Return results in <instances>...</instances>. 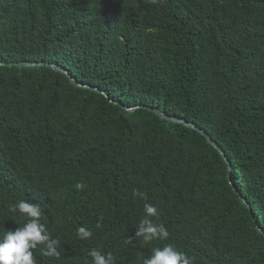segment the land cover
Wrapping results in <instances>:
<instances>
[{
  "label": "trees",
  "instance_id": "1",
  "mask_svg": "<svg viewBox=\"0 0 264 264\" xmlns=\"http://www.w3.org/2000/svg\"><path fill=\"white\" fill-rule=\"evenodd\" d=\"M25 60L118 104L45 65H0V235L24 199L61 241L49 264H91L94 248L144 264L167 244L194 264H264V0H0V61ZM142 106L205 129L231 170ZM145 203L166 240L136 237Z\"/></svg>",
  "mask_w": 264,
  "mask_h": 264
},
{
  "label": "clouds",
  "instance_id": "2",
  "mask_svg": "<svg viewBox=\"0 0 264 264\" xmlns=\"http://www.w3.org/2000/svg\"><path fill=\"white\" fill-rule=\"evenodd\" d=\"M77 189H83L85 185L76 184ZM135 196L146 199L143 192H134ZM144 216L139 222L136 237L144 243L153 240H166L169 237L168 230L163 224L154 223L152 217L157 215V209L149 203L143 206ZM13 213H19L24 218L22 226L13 230H6L0 235V264H49L48 258L59 259L61 241L53 238L45 223L41 222V206L21 199L11 208ZM99 227V225H97ZM93 235L85 226L77 229L80 240H87ZM40 246V254L43 258L34 256L33 250ZM91 264H115V258L111 253H103L99 249L88 252ZM144 264H194L193 258L185 252L177 250L172 244L162 248H155L152 255L144 260Z\"/></svg>",
  "mask_w": 264,
  "mask_h": 264
},
{
  "label": "water",
  "instance_id": "3",
  "mask_svg": "<svg viewBox=\"0 0 264 264\" xmlns=\"http://www.w3.org/2000/svg\"><path fill=\"white\" fill-rule=\"evenodd\" d=\"M0 65H7V66H19V67H29V66H42V65H45V66H48L54 70H58V71H61L65 74H67V76L70 78V80L77 84L78 86H82V87H86V88H89V89H93V90H96L102 94H104L109 101L111 102H114L116 104H118L117 101L113 100L110 98V96L103 90L99 89L98 87H94V86H91L89 84H82L80 82H78L76 80L75 77H73L70 73H68V71L58 65V64H54V63H46V62H35V61H19V62H7V61H0ZM142 107H145L147 108L148 110L152 111L154 114L158 115L161 119H164V120H167V121H171V122H174V123H181L189 128H192L194 130H196L197 132H199L200 134H202L206 139L207 141L220 153V155L222 156V158L228 163V168H229V171L231 170V165H230V162H229V159L227 158V155L225 153V151L219 146V144L211 137V135L203 128L197 126L196 124L186 120V119H183L181 117H178V116H175V115H170V114H167L165 111L161 110V109H158V108H154L152 106H142ZM125 109L127 110H133L134 108H131V107H125ZM241 200L247 205V207L250 208V205L249 203L247 202V200L238 192ZM258 230L264 234V231L261 227L257 226Z\"/></svg>",
  "mask_w": 264,
  "mask_h": 264
}]
</instances>
